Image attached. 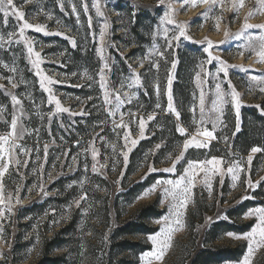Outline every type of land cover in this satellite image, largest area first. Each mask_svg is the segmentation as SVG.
I'll return each instance as SVG.
<instances>
[{
  "label": "rangeland",
  "instance_id": "rangeland-1",
  "mask_svg": "<svg viewBox=\"0 0 264 264\" xmlns=\"http://www.w3.org/2000/svg\"><path fill=\"white\" fill-rule=\"evenodd\" d=\"M15 3L25 12L27 22L43 25L50 34L26 29L22 39L17 20L10 16L4 26L0 14V34L6 38L7 33L16 32L13 42L0 48V105L6 109L0 116V135L10 131L14 109L9 93L15 94L23 108V115L15 111L18 127L25 129L17 143L28 150L27 155L16 150L15 158L21 163L10 165L2 179L5 205L0 207H6L11 196L12 211H5L0 219V264H38L45 253L58 264H142L140 257L153 249L148 238L159 232L161 224L156 221L167 214L171 202H161L163 188L167 187L164 182L183 174L190 161L212 158L222 159V171L210 176L211 191L203 181L204 173L196 175L185 227L174 234L162 264H198L195 258L200 252L226 249L236 250V259L220 264H242L248 240L234 236L246 235L257 222L255 216L247 214L264 207V150L252 153L250 147L248 154L241 152L264 135V92L260 91L264 83L251 79L256 76L264 81V63L244 46L247 39L221 41L226 40L225 31L230 37L240 31L244 16L256 0H245L246 6L236 19L229 10L230 0L206 17L202 14L207 12V5L193 8L190 3H173V19L187 25L190 37L179 40L171 39L178 30L162 23L168 0L163 5L159 0ZM220 14L217 31L214 17ZM249 23H264V15L252 17ZM248 35L259 37L264 33L253 29ZM208 40L216 46L212 54L227 63V76L219 71L217 61L208 63L204 51ZM26 41L40 53L43 73L58 82L47 87L68 112H56L55 104L48 102L49 93L41 88L32 68ZM155 64H159L158 69ZM12 67L17 69L15 73L9 70ZM241 67L249 71H241ZM101 69L107 89L101 88ZM136 75L139 84L135 83ZM170 75L173 107L180 114L179 120L168 110ZM7 77L23 82L13 88ZM218 83L225 103L221 106L217 102L220 111H214ZM233 90L240 98L239 116L231 103ZM105 91L112 104L105 102ZM201 91L205 99L203 125L199 124ZM117 94L123 104L110 115ZM149 116L154 118L149 120ZM141 117L145 120L143 136L139 130ZM121 122L128 127H117ZM213 123L216 139L206 148L190 147L176 162L184 151L183 142L195 134L196 127L212 130ZM178 125L186 129L185 135L177 132ZM125 131L130 132L128 141L123 138ZM131 139L137 143L133 145ZM174 162L175 172H165ZM237 162L244 171L233 181L226 169ZM150 168L156 171L150 173ZM249 179L254 187L248 186ZM82 195L87 199L81 200ZM148 213H157V217L142 218ZM141 218L150 232L128 238L139 245L136 252H128L121 246L124 239L117 231ZM231 229L242 233L229 232ZM55 238L60 247H53ZM253 264H264V249L255 254Z\"/></svg>",
  "mask_w": 264,
  "mask_h": 264
},
{
  "label": "snow or ice",
  "instance_id": "snow-or-ice-1",
  "mask_svg": "<svg viewBox=\"0 0 264 264\" xmlns=\"http://www.w3.org/2000/svg\"><path fill=\"white\" fill-rule=\"evenodd\" d=\"M25 3H30L32 0H24ZM165 3V0H159V4L163 5ZM173 3H181L182 5L191 4V7L195 8L198 4H203L208 6L207 12L203 13L202 16H208L209 13H213L214 9L216 8H223L225 4V0H168L167 4V12L165 13V17L163 22H167L168 24L173 25L178 30V35H174L171 37V39L179 40L181 37H184L185 39H190L186 33V27L187 25L182 23H176V21L173 19ZM246 6L245 0H230V8L229 10L233 11L235 13L233 19H236L239 17V13L244 7ZM85 10H87V5L85 4ZM73 11L75 12V6L73 5ZM97 13H100L99 7L97 6ZM0 14L3 16V24L4 26H7L8 18L10 16L14 17L19 25V35L23 39L24 38V32L26 29H31L36 32H42L45 35H49L43 25H33L25 20V12L21 11L19 7H17L15 0H0ZM256 15H264V0H256V4L253 9L249 10L248 13L244 16V21L241 25V29L239 32L235 33L230 37V34L228 31H225L224 35L226 37L225 41H221V43L228 42L229 39H235V40H241V39H247V44L244 45L248 49H251L255 52V54L258 56V62L264 63V35H260L259 37H253L251 35L246 36V33H249L250 30L256 29L260 30L262 33H264V23L261 24H251L249 23V20L256 16ZM216 25L215 28L217 31H219V25L221 22L222 14L215 15ZM167 29H165V38L167 37ZM59 35L60 33H56ZM16 35V32H9L7 33V37L5 38L4 35L0 34V48H3L5 44H11L13 42L12 38ZM101 41H103L104 38V32L101 31L100 33ZM27 43V50L29 53L30 62L32 65V68L35 69V74L39 77V82L41 88L49 93L48 102L50 104H55V110L56 112H68L69 109L61 107L60 101L55 97V95H52V89L47 87V85H52L54 83H58L57 81L52 80L47 75L43 73V70L41 69V64L43 63L42 57L40 53L35 52L32 46L31 41H26ZM75 42L73 41V44ZM169 46H171V41L169 40ZM216 47L211 40L207 41L206 47L204 48V51L208 53V63L211 64L213 61H217L220 64L219 71L223 72L225 76L228 75V65L225 61L221 60L219 57H216L212 54L211 49ZM98 51L102 52V49H98ZM160 55L163 57V53L161 52ZM241 55L243 53L241 52ZM35 57V59H31V57ZM143 65H141L142 67ZM7 67V65H5ZM105 68L108 67L107 64L104 65ZM154 67L157 69L159 68V64H155ZM172 67L175 68V62H173ZM12 73H15L17 69L15 67H12L9 69ZM241 71L248 72V69L240 68ZM6 79L9 80L12 87H17L18 83H22L23 81H15L12 77H7ZM200 79L199 74L197 75V80ZM251 79L253 81H257L258 83H264V81H260L256 76H252ZM100 80H101V88L107 89V84L105 82L104 78V71L101 69L100 73ZM139 76L136 75L135 77V83L139 84ZM171 84H172V77L171 75L168 78V91H167V97H168V110L171 112H174L176 115L177 120L180 118L179 112L176 111V109L173 107V96L171 91ZM0 87H3L0 85ZM123 87V85H122ZM157 91H159L157 87ZM260 91L264 92V87L260 88ZM216 92H217V101H214V111H220V108L217 107V102L222 106L225 103L224 99V93L221 91L220 84L218 83L216 85ZM11 97V102L13 105V118L10 121V131H8L6 134L0 135V205H5V199L3 195V189L4 185L2 183V179L5 176L6 173L9 172V167L13 163L20 164L21 161L16 159L17 155V149H20V151L27 155L28 150L24 149L22 145L17 143L18 140L23 138L25 129L18 127L19 117L16 116L15 111H20L21 115H23V108L21 100L17 97L15 94L9 93ZM231 103L235 106L237 116H239V109H240V98L239 94L233 90L231 93ZM105 102L108 104H112V101L108 98V92L105 91ZM123 104V101L120 99L119 95L116 96V103L113 106L112 110H110V115H115L117 111H119L120 106ZM205 105V99H204V93L201 91L200 95V105L199 110L201 113L200 118V125H203L204 123V108ZM17 106H20V108H17ZM157 107H159V104H157ZM6 111L4 106L0 105V116ZM193 113H195V109H192ZM83 114V113H81ZM134 115V114H133ZM154 117L149 116L148 119L151 120ZM121 120L123 121V115H121ZM193 124H196L195 119L193 120ZM120 128H127L128 125L121 122L116 125ZM144 126H145V120L141 117L139 121V130L140 135L143 136L144 134ZM215 123H213L212 130H209L207 128H203L200 126L196 127L195 134L191 136V138L185 139L183 142V150L180 155L177 157L178 162L181 158H183L184 152L187 151L192 146H195L196 148H206L208 146V143L216 139L214 135V129H215ZM237 130H239V121H237ZM177 132L181 135L186 134V129L183 126L178 125L177 126ZM197 137H203V139H197ZM125 141H128L130 139V132L125 131L124 137ZM131 143L135 145L137 143V140L131 139ZM264 149H261L259 147H253L251 149L252 153L260 152ZM47 154V146H45V156ZM97 155V152L95 149L93 150V159L95 160ZM124 160L127 162L128 156L127 153H123ZM252 157L249 156L248 162L251 163ZM25 166L27 164V161L24 162ZM223 161L222 159L212 158L210 160H204V161H190L188 163L187 168L184 169L183 174H181L178 178L174 180H168L164 183L167 184V187L163 188L162 192V203L165 201H171L169 203L168 212L167 214L162 218L158 219L156 223L161 224V228L159 229V232L156 234H152L149 236V240L151 241V244L153 245V249L145 254H143L140 259L142 261V264H154V262H161L164 260V257L168 250L172 247V240L173 236L176 232L182 230L185 227L184 224V216L188 207L189 202L192 198V190L195 187V179L198 172L204 173L203 181L205 183V186L211 191V183H210V176L218 174L222 171L221 165ZM211 165V167H209ZM96 170V165H93V171ZM176 170V163H173V166L167 169H164L165 172L168 173H174ZM156 171L155 168H150L149 172ZM228 173L232 174L233 181H237L239 179L240 172L244 171V169L239 165V163H235L234 165L228 167L226 169ZM247 184L249 187H254L251 179L247 181ZM155 188L152 189L154 191ZM248 197H245L247 199ZM11 199L12 197H8V204L6 207H0V219L4 218L5 211L11 213L12 207H11ZM81 200L87 199L86 195H82L80 197ZM19 202V201H17ZM77 206H79V201H76ZM255 216L257 219V222L255 225L251 228V230L244 235L241 236H234L235 239H246L248 240V251L247 255L244 257V260L242 264H253L255 254L260 251L261 249H264V207L262 208H256L253 211H250L247 214V217ZM231 235V234H230Z\"/></svg>",
  "mask_w": 264,
  "mask_h": 264
},
{
  "label": "trees",
  "instance_id": "trees-1",
  "mask_svg": "<svg viewBox=\"0 0 264 264\" xmlns=\"http://www.w3.org/2000/svg\"><path fill=\"white\" fill-rule=\"evenodd\" d=\"M240 146V145H239ZM252 147H259L261 149H264V135L257 137V140L254 141V143H251V145H248L247 148L241 149L243 154H248L250 150L248 148ZM153 210V208H149V211ZM243 212V211H240ZM157 213H148L144 215L142 218H156ZM139 219L133 222L128 223L125 227L117 231V235H120L121 238L124 239L122 241L121 246H124L125 249L129 252H136V248L139 246L136 243H132L128 240L130 237H134L135 235H147L149 234L150 230L147 228L145 223H143V220ZM223 225L227 226V224L222 223ZM229 232H233L236 234H241L242 231H236L235 229H231ZM245 232V231H243ZM62 233V232H61ZM53 247H60L61 245L57 243V239L52 242ZM196 263L198 259V264H220L226 261H233L236 259V250H218L217 253H215L212 250L200 252L197 254ZM38 264H58V261L55 259L48 258L47 253H45L44 258L38 263ZM124 264H130L129 262H125Z\"/></svg>",
  "mask_w": 264,
  "mask_h": 264
}]
</instances>
